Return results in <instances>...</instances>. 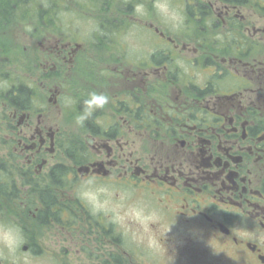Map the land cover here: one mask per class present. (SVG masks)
<instances>
[{
    "label": "flooded vegetation",
    "instance_id": "obj_1",
    "mask_svg": "<svg viewBox=\"0 0 264 264\" xmlns=\"http://www.w3.org/2000/svg\"><path fill=\"white\" fill-rule=\"evenodd\" d=\"M170 3L179 30L154 0H0V221L24 230L18 264H264V0ZM91 91L110 102L80 127ZM127 205L148 234L121 226Z\"/></svg>",
    "mask_w": 264,
    "mask_h": 264
},
{
    "label": "clouds",
    "instance_id": "obj_2",
    "mask_svg": "<svg viewBox=\"0 0 264 264\" xmlns=\"http://www.w3.org/2000/svg\"><path fill=\"white\" fill-rule=\"evenodd\" d=\"M143 5H137L138 10L142 9ZM154 8L161 19L170 25L172 28L179 30L184 24V16L180 10L174 8L170 0H154ZM110 102V97L103 92L91 91L87 93L86 98L82 101V108L75 116V123L83 127L85 123L98 110L104 109ZM61 103L66 108H71L77 103L73 96H64ZM26 237L23 228L13 221H0V252H3L7 257L11 258L13 264H18L16 257L25 244ZM170 256L167 264H174V256Z\"/></svg>",
    "mask_w": 264,
    "mask_h": 264
},
{
    "label": "rangeland",
    "instance_id": "obj_3",
    "mask_svg": "<svg viewBox=\"0 0 264 264\" xmlns=\"http://www.w3.org/2000/svg\"><path fill=\"white\" fill-rule=\"evenodd\" d=\"M154 21H155V24L156 25H160V26H164V24H167V23H165L162 19H161V17L158 15V14H156V15H154ZM77 24H78V26H79V34L78 35H81V33L83 32V29H81L82 28V26H83V22H82V20H78V22H77ZM168 25V24H167ZM65 33V32H64ZM85 36V35H84ZM83 36V37H84ZM64 37H66V38H69L71 41H72V39L74 38V41H76L75 39H76V37H75V35L73 34V35H63V38ZM52 116H54L53 114H52ZM51 116V117H52ZM72 118H71V115L70 114H68L67 116H66V119L65 120H63V122H65V123H68V124H70L71 122H72ZM54 122V121H53ZM110 197H112V196H110ZM90 198H94L93 196H91ZM110 208L112 209V208H115V207H117L116 205H114V204H118L119 205V208H122L123 206H124V204H122V203H120V202H115L114 201V199L113 198H110ZM122 205V207H121V205ZM126 207H128V208H131V210H129L128 208H126V212L122 215V218L123 219H118V221H120L121 222V226L123 227V225H125V227H127L128 226V229H131V230H134V227L132 226V224L133 225H136V226H142V228L144 229V230H146V234H148V231L150 230V227H148V224H150V219H151V217L150 216H144V211H135V210H137V209H139V207H137V205H127ZM124 209H125V207H123ZM137 208V209H136ZM133 209V210H132ZM124 220H125V222H124ZM132 223V224H131ZM144 234H145V232H144ZM131 238H129L128 237V240H130ZM129 242V241H128ZM40 264H43V263H40Z\"/></svg>",
    "mask_w": 264,
    "mask_h": 264
}]
</instances>
